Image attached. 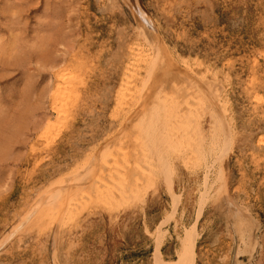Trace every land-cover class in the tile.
Segmentation results:
<instances>
[{
    "label": "rangeland",
    "instance_id": "1",
    "mask_svg": "<svg viewBox=\"0 0 264 264\" xmlns=\"http://www.w3.org/2000/svg\"><path fill=\"white\" fill-rule=\"evenodd\" d=\"M39 1L29 27L54 0ZM68 1L63 19L69 15L75 42L67 60H59L67 47L57 46L53 70L26 61L0 83L14 101L28 80L48 89L43 109H0L11 124L30 111L41 121L36 133L25 124L22 147L9 142L0 264H187L186 242L193 264H264V0H137L136 8L125 0ZM8 3L0 0L1 17ZM176 85L199 121L189 139L195 155L171 151L170 166L144 159L138 181L127 169L131 159L120 156L125 167L111 169L135 139L146 97L181 95ZM4 126L0 133L10 136Z\"/></svg>",
    "mask_w": 264,
    "mask_h": 264
},
{
    "label": "bare ground",
    "instance_id": "2",
    "mask_svg": "<svg viewBox=\"0 0 264 264\" xmlns=\"http://www.w3.org/2000/svg\"><path fill=\"white\" fill-rule=\"evenodd\" d=\"M125 1H126V3L127 2L131 3L134 6V8H136V5H137L136 1L137 0H125ZM8 2H9L8 4H5L4 6L1 7L2 17L0 16V18L3 19V22L1 23L2 25H0V83L5 84L7 81H9L11 75L17 70L14 68L12 69L11 66H15L14 64H18V63L23 64L26 61H34L35 63H37V65L41 64V67L44 69L47 68V69L53 70L55 67H57L56 66L57 57H56V55H54V53H55L54 49L57 48V46L67 47L66 52L62 55H59V60L64 63V61L67 60V56L72 51V49L74 47V42H75V40L73 39L74 36L72 38L70 36V33H71L70 29L73 26V23L70 22L69 15H68V17H66L67 19H63L64 18L63 13H66V12L69 13L72 11L71 4H69V1L68 0H54L51 3L46 2V4H45V0H44L43 3L45 4V6H42L43 7L42 14L38 12L41 15L39 16L38 20L35 19V21H36L34 23L35 26H31L32 24H30L31 27L28 26L29 25V16L31 15V13H33L34 11H36L38 9V7L36 5L40 4L39 3L40 1L39 0H8ZM80 11H81L80 15H81L82 20L79 21V26H82V28H83L82 31H85L87 29L86 28L87 27V25H86L87 24V21H86L87 7L81 8ZM32 21L33 20L31 18L30 22H32ZM30 28L32 30H30ZM30 31H32V32H30ZM73 35H75V34H73ZM134 51L137 52L138 50H134ZM141 51L143 52V50H141ZM140 53L137 56L141 60H144V63H145V58L147 57V54L141 53V55H143V57H139V56H141ZM131 55H133V54H131ZM136 58L137 57L135 56L134 59L136 60ZM44 61L47 63L46 66L44 65ZM29 65H30V63H29ZM128 67H130V64ZM131 67H133V66H131ZM138 71H136V72H138ZM136 72H134V73H136ZM19 73L21 74V77L24 75L23 71H19ZM127 74H124L123 76L127 77ZM203 75H205V74H203ZM70 76H71V74H70ZM73 76H71V77H73ZM35 77H37V76H35ZM210 77H212V76H210ZM42 78H43L42 80H45L46 77L44 75H42ZM17 79H19V78H17ZM66 79L69 81L71 80L68 78H66ZM74 79L76 80L77 77L76 78L74 77L73 80ZM67 80H66V82L68 83ZM41 84H42V82L40 83V80H38V79L35 81L28 80L27 82H25L22 90H20L21 92H20L19 101H14L13 96H10V94H8L10 96L9 99L5 98V96L7 94L6 90H8L7 88L9 86H6V88H4L2 90L0 89V109H4V104L7 107L14 104L15 106H17L16 109H43V106L45 103L44 98H46V92L48 89L46 87L41 88V86H40ZM210 85H211V82H210ZM14 86H16V85H14ZM202 86H204V85H202ZM207 86H206V88H207ZM217 86H219V85H217ZM220 86H222V85H220ZM175 88H176L175 90L180 92L181 95H176L173 92L172 93H169V92L165 93L163 90H159V91H155V92L151 93L150 95H148L146 97L145 105H144L145 108L141 110L142 113L138 117L139 118L138 124L136 125L135 130L133 131L134 133L132 132V134H134L133 137H135V139H134L135 144H133L134 141L129 140L132 144L124 145L117 151L115 156L108 163L110 165L111 169L115 170L117 167H121V168L125 167V166L123 167V164L117 163L118 159L124 158L125 159L123 161L124 164H125L127 159H129V160L131 159L132 162L134 161L133 162L134 165L131 167H127V169H130L131 171H133V174H132L133 178L135 175V178L138 181L139 179L141 180V177L143 175L141 172H139L140 169H138V166L140 165L141 162H143L144 159H146V161L147 160L150 161L152 159H153V161L158 160L159 162L162 163V165L165 166V164H166L167 166L168 165L170 166V165H172V162L169 159V153L171 151H172V153L176 151L175 156L177 155L176 156L177 158H182L183 156H187L191 153L193 155H195V152H196V151L194 152L195 148L192 147V149H190L191 148L190 143H192V142H191V140L189 141V139L193 138L195 135H198L197 133H199V131H198L199 130V121H197V119L193 116V113L195 111L193 112V110L190 107L191 106L190 105L191 101H189L190 98L188 97L187 94L182 93V90L184 88H182L181 86H178V85H176ZM215 90H216V88H215ZM198 91L200 92L201 88H199ZM204 91H202V92H204ZM207 91H209V90H207ZM11 92H13V90ZM185 92H186V90H185ZM218 93H219V90H218ZM208 96L210 97L211 95L208 93V95H206V97H208ZM217 97L219 98V96H217ZM68 98H69V96H68ZM68 98H67V100H68ZM191 98H193V100H196L197 101L196 103L198 104L199 100L197 99V96H195V94L193 97L191 95ZM212 98H214V96ZM206 103H207V101H206ZM220 103H222V102H220ZM194 104H193V106H195ZM223 104H224V102H223ZM204 105H206V104H204ZM225 105H226V103H225ZM197 107H198V105H197ZM199 109H201V108H199ZM199 109H197V110H199ZM214 110H216V106H215ZM209 111H211V109ZM215 112L217 113V111H215ZM24 113H25V111H24ZM209 113H212V112H209ZM4 115H5V113H4ZM35 115L36 114L33 111H30L28 114L27 113L21 114V115L15 117L16 122H13L12 123L13 125L10 123V118L0 117V130H6L7 128L4 125H7L9 132H11L10 136H7V134H4V133H0V183L3 179H5V177L7 175L8 166H7L6 161H8L9 156L11 155V152H13V145L10 143L15 140V142L18 143V146H21V147L23 146V142H25L28 139L27 136L23 137L20 134V131L23 130L25 124L27 125V123H30L31 124L30 130H31V132H35V133L39 129V127L41 126L40 119H37V118L35 119V117H36ZM197 118H198V116H197ZM209 118L211 119V117H209ZM205 119H207V118H205ZM3 121L4 122L6 121V122L4 123ZM219 123H220V120H219ZM215 124H217V123H215ZM224 126H225V124H224ZM213 127L216 128V125ZM224 129H222V132L224 131ZM206 130H207V127H206ZM216 132H218V131H216ZM133 137L131 136V138H133ZM198 138H199V136H198ZM201 145H202V143H201ZM15 147H17V146H15ZM15 149L17 150V148H15ZM18 149H19V147H18ZM20 149H19V151H20ZM196 150H197V148H196ZM19 153H21V152H19ZM193 155H192V157H193ZM120 156H122L123 158H119ZM37 158H38V156H37ZM187 160H190V159L188 158ZM118 162H120V160ZM14 163H15L14 165L18 169V171H21V168H22L23 163H24V159L21 156H18V158H16ZM127 163H129V162H127ZM127 163H126V165H127ZM141 165H143V164H141ZM148 165H151V164H148ZM145 168H146V166H145ZM145 168H143V169H145ZM10 169H12V168H10ZM17 174H18V172H17ZM23 220H24V218L20 217V221H18V222L21 223ZM191 245H192L191 242H186V244H185V248H186L185 252H186V255L188 258L187 264L188 263L193 264V258L194 257L191 254V251H192Z\"/></svg>",
    "mask_w": 264,
    "mask_h": 264
}]
</instances>
